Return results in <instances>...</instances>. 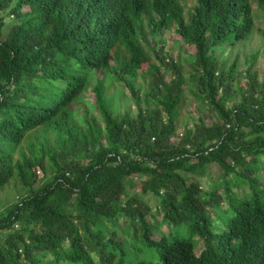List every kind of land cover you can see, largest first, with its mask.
<instances>
[{
  "label": "trees",
  "instance_id": "trees-1",
  "mask_svg": "<svg viewBox=\"0 0 264 264\" xmlns=\"http://www.w3.org/2000/svg\"><path fill=\"white\" fill-rule=\"evenodd\" d=\"M190 2L0 0V264H264V78L218 54L264 0Z\"/></svg>",
  "mask_w": 264,
  "mask_h": 264
},
{
  "label": "rangeland",
  "instance_id": "rangeland-1",
  "mask_svg": "<svg viewBox=\"0 0 264 264\" xmlns=\"http://www.w3.org/2000/svg\"><path fill=\"white\" fill-rule=\"evenodd\" d=\"M187 2L191 4L190 0H187ZM255 11L254 22L256 30L254 31L252 36L248 40L222 49L218 54L221 59L227 61V65H230L234 60H236L238 63V71H242L245 69L247 57L258 52L254 68L258 73L259 80H262L264 78V10L260 11L258 9H255ZM175 39L176 37L172 34V32L165 35L162 47L163 52L164 54L170 56L174 61L187 64L188 60L191 57L192 50L178 44ZM150 42L152 44L155 43L152 40H150ZM156 46L157 48H159L160 43H157ZM95 83L96 80L94 76H91L87 82L86 88L87 100L90 102H93L94 100L91 88ZM116 89L117 92H114L115 88H112L110 91V94L114 95L113 106L121 111L126 110L129 107L132 108V102L128 97H124L122 91L120 90V87L118 86L116 87ZM199 113V102L187 94L184 97V102L180 109V116L177 127L178 135H180L182 132V125L185 123L191 125L193 121H196ZM198 180L200 181L201 186L204 190H209L217 181L220 180V170L217 165H210L208 168V173ZM131 194L132 191H129L128 195ZM18 197L19 196L16 194V188H14L12 183H10L3 190H0V214L3 212L6 206L17 201Z\"/></svg>",
  "mask_w": 264,
  "mask_h": 264
}]
</instances>
